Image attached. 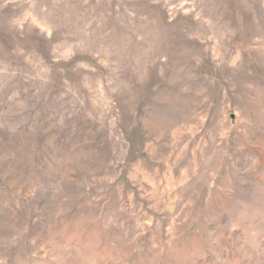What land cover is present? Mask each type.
<instances>
[{
  "label": "rangeland",
  "instance_id": "rangeland-1",
  "mask_svg": "<svg viewBox=\"0 0 264 264\" xmlns=\"http://www.w3.org/2000/svg\"><path fill=\"white\" fill-rule=\"evenodd\" d=\"M0 264H264V0H0Z\"/></svg>",
  "mask_w": 264,
  "mask_h": 264
}]
</instances>
